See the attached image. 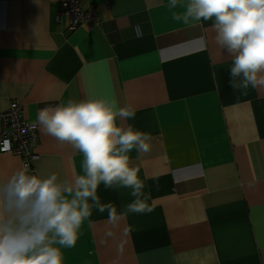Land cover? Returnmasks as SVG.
Masks as SVG:
<instances>
[{
	"label": "crops",
	"instance_id": "obj_1",
	"mask_svg": "<svg viewBox=\"0 0 264 264\" xmlns=\"http://www.w3.org/2000/svg\"><path fill=\"white\" fill-rule=\"evenodd\" d=\"M82 1L96 19L70 33L61 0H0V114L17 102L32 124L69 99L131 105L122 123L152 135L130 153L152 211L110 222L93 209L63 264H264V88L232 89L211 20L175 21L169 0ZM37 135L31 173L82 174V154ZM23 162L0 152V181ZM129 193L98 191L118 212Z\"/></svg>",
	"mask_w": 264,
	"mask_h": 264
},
{
	"label": "clouds",
	"instance_id": "obj_2",
	"mask_svg": "<svg viewBox=\"0 0 264 264\" xmlns=\"http://www.w3.org/2000/svg\"><path fill=\"white\" fill-rule=\"evenodd\" d=\"M167 7L182 8L172 17L184 24L213 21L215 43L232 57L234 91L247 95L249 89L264 88V0H169ZM135 116L131 105L120 107L104 97L69 99L38 111L31 127L82 154V174L45 177L25 166L0 181V264H63L62 250L75 246L85 222L92 224L93 209L107 211L110 222L152 211L146 203L151 192L144 191L130 155L150 152L152 135L122 123ZM101 184L130 189L134 199L118 212L101 203Z\"/></svg>",
	"mask_w": 264,
	"mask_h": 264
},
{
	"label": "built area",
	"instance_id": "obj_3",
	"mask_svg": "<svg viewBox=\"0 0 264 264\" xmlns=\"http://www.w3.org/2000/svg\"><path fill=\"white\" fill-rule=\"evenodd\" d=\"M68 20L67 30L72 33L83 25L90 24L96 19V9H85L82 0H61L60 16ZM0 123L4 130L0 135V152L20 156L24 166L29 167L31 161L37 158L34 147L38 141L37 128L20 113V106L13 102L10 108L0 114Z\"/></svg>",
	"mask_w": 264,
	"mask_h": 264
}]
</instances>
